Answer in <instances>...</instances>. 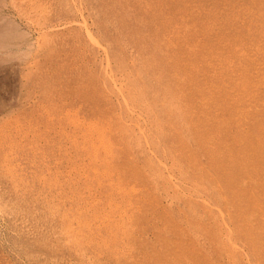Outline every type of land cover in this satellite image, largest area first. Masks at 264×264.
<instances>
[{
	"label": "rangeland",
	"instance_id": "374dc122",
	"mask_svg": "<svg viewBox=\"0 0 264 264\" xmlns=\"http://www.w3.org/2000/svg\"><path fill=\"white\" fill-rule=\"evenodd\" d=\"M0 264H264V0H0Z\"/></svg>",
	"mask_w": 264,
	"mask_h": 264
},
{
	"label": "bare ground",
	"instance_id": "6f19581e",
	"mask_svg": "<svg viewBox=\"0 0 264 264\" xmlns=\"http://www.w3.org/2000/svg\"><path fill=\"white\" fill-rule=\"evenodd\" d=\"M220 20V19H219ZM249 32V31H248ZM254 40V39H253ZM259 44V43H258ZM242 53V52H241ZM249 63V62H248ZM239 108V107H238Z\"/></svg>",
	"mask_w": 264,
	"mask_h": 264
}]
</instances>
